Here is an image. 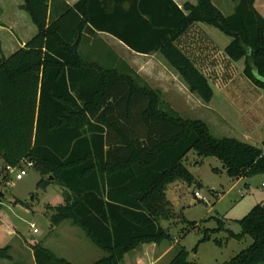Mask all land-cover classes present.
Masks as SVG:
<instances>
[{
    "label": "trees",
    "instance_id": "trees-1",
    "mask_svg": "<svg viewBox=\"0 0 264 264\" xmlns=\"http://www.w3.org/2000/svg\"><path fill=\"white\" fill-rule=\"evenodd\" d=\"M24 1L38 32L10 56H0V155L11 168L33 163L42 175L39 189L53 181L64 188L65 203L48 205L54 210L50 228L65 221L81 228L105 253L92 264H122L140 245L170 239L161 225L175 216L168 187L179 181L202 187L185 164L191 151L220 160L232 179L264 174V141L258 147L216 137L203 120L184 119L126 63L107 67L82 55L89 25L103 27L92 13H106V0H80L51 21V0ZM232 1L235 10L227 16L212 0L186 4L188 14L173 0H136L130 11L139 19L134 28L100 31L139 53L160 52L191 93L211 103L214 89L206 72L178 45L199 22L232 38L224 60L244 59L245 76L264 89V16L256 0ZM226 73L225 81L232 72ZM14 203L33 211L27 202ZM217 221L219 227L206 230L200 243L225 230ZM239 222L242 232L235 237L250 236L253 243L226 264H264V203ZM26 245L37 264H74L39 241ZM0 259H13L11 246L0 249ZM168 264L199 263L180 247Z\"/></svg>",
    "mask_w": 264,
    "mask_h": 264
},
{
    "label": "rangeland",
    "instance_id": "rangeland-1",
    "mask_svg": "<svg viewBox=\"0 0 264 264\" xmlns=\"http://www.w3.org/2000/svg\"><path fill=\"white\" fill-rule=\"evenodd\" d=\"M256 6L264 16V0H257ZM211 28L223 40L230 39L218 28ZM226 62L220 59L216 63H210V69L205 70L215 92L211 103H204L196 94L191 93L179 74L166 62H162L161 68L150 64L145 71V77H141L153 88L162 91L163 100L184 119L203 120L208 123L216 137H229L234 132L223 127L224 130H220L219 124L223 122L221 116L226 115L232 108L224 100L225 95H222L220 87L225 83L223 76L226 72H237L240 64ZM262 100L264 102V92ZM185 164L202 187L184 182H176L168 187L167 196L173 203L175 216L171 220H161V225L169 232L170 239L155 245L162 253L168 249L160 264H168L180 247L189 252L190 261L199 264H226L253 243L250 236L241 240L235 236L242 232L239 221L254 206L264 203V174L242 181L232 179L220 160L215 157H200L194 151L187 155ZM3 165L0 156V249L11 246L14 257L12 264H34L33 251L26 245V240L39 241L57 255L75 261H80L78 257L84 254L83 251L90 255L88 263H94L105 255L81 228L72 225L70 221H65L55 230H51L50 217L54 210L49 209L48 205L56 207L65 203L64 188L59 183L52 180L53 183L46 190H42L38 188L42 175L33 167H28L27 163L11 171L3 169ZM23 168L27 174L18 180L16 175ZM196 191H199L201 198H196ZM17 199L32 205L33 211L21 204H15ZM184 219L196 222V227H189L188 223L183 222ZM217 219L224 222L225 230L211 235L210 241L200 243L206 230L219 227ZM32 224L37 228V233L33 232ZM145 245L151 244H143L140 249L145 248ZM145 259H148L147 256ZM0 264L7 262L2 259Z\"/></svg>",
    "mask_w": 264,
    "mask_h": 264
},
{
    "label": "crops",
    "instance_id": "crops-1",
    "mask_svg": "<svg viewBox=\"0 0 264 264\" xmlns=\"http://www.w3.org/2000/svg\"><path fill=\"white\" fill-rule=\"evenodd\" d=\"M79 1L80 0H51L49 20L51 21L62 14L66 6H74ZM173 1L185 14L189 13L185 9L186 4L197 5V0ZM212 1L225 15L228 16L234 13L236 5L232 0ZM135 2L136 0H106V13L100 12V10H95L94 13H92L95 16V20L103 27L97 29L95 26L89 25L81 42L80 51L82 55L91 62L113 67H117L118 64L121 63H126L142 77H145V71L150 64H155L157 67L161 68L162 62H166L163 55L160 52H153L151 54L139 53L131 49L126 43L113 34L108 33V31H100L110 29L130 30L134 28L136 23L139 22V19L135 18V14H130L131 8ZM24 4V0H0V56H10L24 47V45L38 32V28L31 16L24 9ZM256 5L257 0L255 2V7L257 9ZM164 15L165 14H163L161 18L163 22H165ZM211 27L214 26L202 22L196 23L178 40L180 48H182L204 72L210 69V63L213 61L217 62L220 59H227L224 51L232 41V38L229 36L230 39L223 40V38ZM234 63L240 64V69L237 72L231 73L224 85L220 87L223 93L222 95H225L224 100L230 105L232 110L227 111L226 115L221 116L223 122H220L219 127L220 130H224L222 127L231 129L232 132H234L232 133L234 135L229 136L231 138H236L240 141L260 147L264 141V102L262 100L264 89L255 86L251 80L245 76L244 59ZM3 164V169L6 171L14 169L8 167L4 161ZM0 175H2L1 172ZM244 179L245 178H240L238 180L242 181ZM151 245H145V248L142 247L141 249L140 246L142 245H140L134 251L126 254L122 264H160L161 261L165 259L168 249L162 253L159 248L157 250V246H155L158 244L151 243ZM49 249L53 251L51 248ZM83 253L84 254L78 257L80 261H75L65 256L63 258L68 259L74 264H92L93 262L88 263L87 261L89 259L88 256H90L88 252L83 251ZM145 256H147L148 259H145ZM1 260L2 259H0V261ZM13 260L14 257L12 260L4 261H6L7 264H12ZM33 260L34 264H37L35 257Z\"/></svg>",
    "mask_w": 264,
    "mask_h": 264
},
{
    "label": "built area",
    "instance_id": "built-area-1",
    "mask_svg": "<svg viewBox=\"0 0 264 264\" xmlns=\"http://www.w3.org/2000/svg\"><path fill=\"white\" fill-rule=\"evenodd\" d=\"M27 166H28V167H33V163L29 162V163H27ZM26 174H27V171L23 168V169H21V170L17 173L16 178H17L18 180H20V179H22ZM195 196H196V198H201V194L199 193V191H196V192H195ZM31 226L33 227V232H34V233H37L38 230H37V228H35V225L32 224Z\"/></svg>",
    "mask_w": 264,
    "mask_h": 264
},
{
    "label": "water",
    "instance_id": "water-1",
    "mask_svg": "<svg viewBox=\"0 0 264 264\" xmlns=\"http://www.w3.org/2000/svg\"><path fill=\"white\" fill-rule=\"evenodd\" d=\"M49 179L52 180L53 179V176H50Z\"/></svg>",
    "mask_w": 264,
    "mask_h": 264
}]
</instances>
